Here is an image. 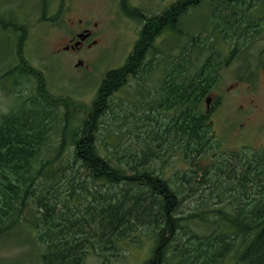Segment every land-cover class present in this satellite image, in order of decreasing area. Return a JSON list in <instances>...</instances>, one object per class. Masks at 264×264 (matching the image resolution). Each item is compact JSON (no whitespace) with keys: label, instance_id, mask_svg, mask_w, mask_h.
<instances>
[{"label":"rangeland","instance_id":"1","mask_svg":"<svg viewBox=\"0 0 264 264\" xmlns=\"http://www.w3.org/2000/svg\"><path fill=\"white\" fill-rule=\"evenodd\" d=\"M178 1L0 0V19L7 18L14 26L13 35L9 26H3L0 21V120L3 114L10 111L23 117L24 114L19 111L24 105H31L32 109L36 107V111L45 105L49 121L57 126V143L62 142L61 149L54 152L53 163H56L69 150L75 135H80L79 130L92 113L98 90L104 87L106 73L125 64L146 19L162 15ZM218 4L196 0L179 20L178 30L163 33L155 42V48L169 54L168 63L162 61L163 55L158 52L145 59L137 79L127 76L123 79L124 86L106 98L115 113L108 110L96 122L98 130L100 126L96 135L102 155L114 156L111 152L115 151L113 146L119 140L124 151L120 166H126L130 171L127 161L132 159L127 155L135 153L137 160L134 164L146 165L163 178L175 182L174 190L182 189L177 191L182 203L176 208V216L182 220L173 226L177 230L176 237L181 238L180 243L173 246L175 255L169 263L165 256H160L156 264H232V252H227L221 242L222 233L228 230L225 213H236L238 199L249 205L253 197L258 200L262 197L258 187L252 184H248L241 193L237 183L224 181V185L216 188L208 176L217 164L216 157L232 154L226 151L241 153L245 147H250L251 151L264 148V0H246L228 10ZM138 11L143 18L137 17ZM213 11L212 23L218 19L229 22L222 24L215 36H209L212 27L208 19ZM79 20H83L82 26ZM230 22L237 26L234 29L237 34L224 39L235 26ZM86 24L93 30L91 39L97 43L82 52H58L57 49L86 28ZM203 25L208 27V32L202 33ZM15 38L18 43L19 39L24 41L26 60L38 70L36 78L32 77L30 83L21 87L19 93L22 94L18 95L12 90L13 84L6 91L2 85L6 80L1 78L12 66H19V59L16 61L15 57L23 56ZM180 55L186 60L187 71L198 68L202 59L211 58L218 67L212 84L213 94L223 100L221 105H212L214 114L210 117L221 145L208 149L195 159L185 157L174 149L172 153V137L169 138L172 132L166 139L162 137L157 142L154 137L160 134V129L163 130L158 126L163 125L166 117L164 105L147 104L153 86L172 71ZM80 61L83 65L77 66ZM159 64L161 71L157 72ZM250 102L256 105H249ZM119 105H125L126 110L120 112ZM67 173L70 175L73 171ZM155 173L152 175L155 176ZM106 186L109 185H103L102 189ZM124 188V184L115 186L112 192L121 195ZM84 191L79 188L77 194L71 196L63 186L55 200L59 203L57 209L67 216L79 213L75 204L81 203ZM146 193L148 199L144 207L149 208L151 216L156 218L160 213L167 216L166 210L161 208L159 196L146 188L142 197ZM111 197L115 199V196ZM101 208L100 204L96 206L90 217L87 211L80 210L88 217L83 220L86 221L85 226H81L87 234H82L84 240L78 249L83 264H145L154 256L159 242L168 233L163 220L149 223L147 219H142L139 210L133 213L139 217L126 230L125 236L110 239L112 233L118 232L113 229L119 220L114 221L108 230L110 233L101 229V224L97 223L99 219H96V224L90 222L93 214L98 215ZM39 210L41 208L34 197L25 207L27 220L35 223ZM121 211L125 209L121 208ZM142 215L148 214L142 212ZM117 228L120 229V223ZM71 229L76 230L77 227L72 225ZM31 231L18 227L0 237V264H42L44 249L33 237V229Z\"/></svg>","mask_w":264,"mask_h":264},{"label":"trees","instance_id":"2","mask_svg":"<svg viewBox=\"0 0 264 264\" xmlns=\"http://www.w3.org/2000/svg\"><path fill=\"white\" fill-rule=\"evenodd\" d=\"M209 1L219 2L218 6L227 10L246 2V0ZM195 2L196 0H180L162 15L147 19L126 64L120 69L107 73V79L104 87L100 89L92 113L79 130L80 135L78 137L75 135L69 150L56 163H53L54 152L61 149L62 142L57 143L59 140L55 130L57 126L49 121L47 117L49 113L45 105H42L38 111L36 107L32 109L31 105H24L26 113L23 117L0 120L2 123L0 126V237L10 234L18 227L30 231L33 229L35 232L33 237L44 249L41 253L42 264H83L78 249L84 240L83 235L87 234L81 226H85L86 221L83 220H87L88 217L84 212H80L81 209L87 211L90 217L96 206L102 205L98 215L93 214L90 222L96 224V219H99L97 223L101 224V229L105 233H110L108 230L111 229L114 221L119 220L113 229L118 232L112 233L110 239L118 236L123 238L126 230L135 222V218L139 217L133 213L140 210L142 219H147L149 223L158 222L157 219L163 220L168 231L156 247L154 256L145 264H156L160 256H165L169 263L175 255L173 246L181 240L176 237L177 230L173 226L178 220H182L181 217L176 216V208L182 203L177 191L182 189L174 190L175 182L170 178H163L146 165L134 164L137 160L135 153L129 152L127 155V158L132 159L127 161L130 171L126 166H120L121 154L124 151L119 140L113 146L115 151L111 152L114 156L102 155L96 135L99 134L100 126L98 130L96 122L97 118L108 110L115 113L113 105H105V96L120 84V78L123 80L126 73L134 74L138 69L136 64L149 58L146 55L154 56V53L158 52L163 55L162 61L168 63L166 51L155 48V39L167 28L176 32L182 15ZM213 14L214 11L208 19V24L212 27L209 36H215L218 31L220 32V26L229 22L218 19L212 23ZM244 14L246 15L245 12ZM133 15L135 16L134 13ZM137 17L143 18L140 11ZM236 28L235 25L231 34L225 35L224 39L232 34L236 35L237 30H234ZM205 31L208 32V27L203 25L202 33ZM202 60L198 68L187 71L184 56L180 55L176 58L172 71L165 74V77L162 76L161 85H158L160 93L155 94L153 100L157 105H164V113H166L165 109L171 112L172 153L174 149L191 159L200 157L208 149L221 145V140L215 136L209 115L205 111V105H202L216 79L218 67L211 58ZM160 65L157 68L158 72L161 71ZM162 73L164 74V71ZM118 108L120 112L126 110L125 105H119ZM168 116L170 117L169 114ZM154 138L158 142L162 137L157 134ZM249 148L245 147L241 153L226 151L232 154L216 157L217 164L208 175L210 182L216 188L224 185V181H229L237 183V187H241L239 189L241 193L242 189H247L248 184L257 186L262 193L259 200L253 197L249 205L238 199L239 207L236 213L229 215L225 213L228 230L222 233L221 242L227 252H232V264H264V148L252 151ZM69 170L73 171L70 175L67 173ZM154 173L155 176L152 175ZM177 180L181 181L178 177ZM59 184L60 187L57 188ZM123 184L125 188L121 190V195L112 192V188ZM103 185L109 186L102 189ZM51 186L52 190H50ZM63 186L71 196L77 194L79 188L85 190L84 195L81 196V203L75 204L79 213L67 216L61 209H57L59 203L55 200ZM146 188L159 196L161 208L166 210L167 216L160 213L154 218L149 208L144 207L148 193L145 197H142V194ZM212 191H215L214 188ZM111 195L115 196V199ZM34 197L41 208L35 223L28 221L25 215L26 204ZM76 197L77 195L74 198ZM154 197L158 198L155 195ZM154 197L153 199L156 200ZM67 208L71 209L70 206ZM121 208L125 211L122 212ZM142 212L148 215L143 216ZM119 223L120 229L117 228ZM72 225L77 229L72 230ZM219 254L218 251L217 255Z\"/></svg>","mask_w":264,"mask_h":264},{"label":"flooded vegetation","instance_id":"3","mask_svg":"<svg viewBox=\"0 0 264 264\" xmlns=\"http://www.w3.org/2000/svg\"><path fill=\"white\" fill-rule=\"evenodd\" d=\"M81 25L82 26L84 24L83 20H79ZM76 24V22H74ZM87 25V24H86ZM150 28V27H149ZM148 28V29H149ZM92 29L89 25H87L86 28H82L79 32L75 33L71 38H69L67 40V43L65 45H62L61 47H59L57 50L58 52H72V51H84V50H87V49H91L93 47V45H95L97 43V41H95L94 39H91L92 37ZM141 32V31H140ZM166 31H164L165 33ZM163 34V33H162ZM162 34H160V36L155 39V42L156 40L160 39ZM140 38V33H139V37L138 39L136 40V42L139 40ZM135 42V43H136ZM135 43H134V46H135ZM134 46H133V49L131 51V53L133 52L134 50ZM143 53V51H142ZM167 56L169 57V54H167ZM146 57H149V55H146ZM81 63H83L82 61H80ZM137 67H140V70L137 69L136 72L134 73V77L135 79H137V77L140 75V71L141 69L143 68V64L142 63H137L136 64ZM136 67V68H137ZM130 73H126V75H124L123 78H126L127 76H129ZM122 78H120V86L122 84V81L121 80ZM161 82V81H160ZM160 82L157 84V85H154L153 86V90H154V95L155 94H159L158 93V85L160 84ZM213 89L214 87L211 88L209 94H207V100H205L203 102L202 105H206L205 106V110H206V113H208L209 115V120H210V123L212 125V127L214 126V122L210 119V117L213 116V112H214V106L212 105H221V103L223 102V100L221 99V97H216V94L214 95L213 94ZM160 98V96H159ZM150 105H157V103L155 101H153ZM249 105H256V104H253V102H250ZM164 109V107H163ZM165 112H166V117L165 119L163 120L164 123L163 125H159L158 128H163V130L160 129L159 133H160V136L163 137V139H166V137L168 136V134L170 132H172V118H171V112H168L166 109H165ZM168 114H170V118H168ZM214 131V130H213ZM172 136H170L169 138H171ZM168 138V139H169ZM162 139V138H161ZM220 139V138H219ZM221 140V139H220Z\"/></svg>","mask_w":264,"mask_h":264}]
</instances>
